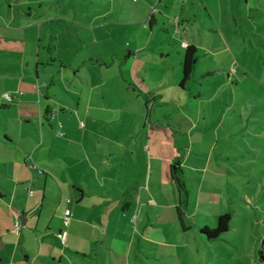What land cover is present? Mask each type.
<instances>
[{
    "label": "crops",
    "instance_id": "1",
    "mask_svg": "<svg viewBox=\"0 0 264 264\" xmlns=\"http://www.w3.org/2000/svg\"><path fill=\"white\" fill-rule=\"evenodd\" d=\"M100 1L94 12L110 21L72 25L94 31L115 24L114 0ZM189 1L139 0L134 12L140 17L118 25L139 31L147 23L152 33L159 24L166 30L169 17L180 31L193 8L187 9ZM197 1L208 9L209 0ZM5 3L0 5V264H127L131 255H140L137 240L151 241L144 232L148 225L179 222L181 191L174 175L183 174L187 159L181 160V148L192 144L200 127V117L187 109L192 104L187 84L181 87L182 77H167L162 56L139 57L146 48L140 50L137 37L119 63L122 77H90V64L74 77H48L54 64L40 35L45 24L63 18L46 19L43 2L28 0L21 3L27 20L19 26L18 4ZM154 3L161 21L152 15ZM187 46L198 50L186 40L180 43L181 70ZM70 61L66 64L74 66ZM59 68L58 76L65 67ZM66 209L71 214L64 227Z\"/></svg>",
    "mask_w": 264,
    "mask_h": 264
},
{
    "label": "rangeland",
    "instance_id": "2",
    "mask_svg": "<svg viewBox=\"0 0 264 264\" xmlns=\"http://www.w3.org/2000/svg\"><path fill=\"white\" fill-rule=\"evenodd\" d=\"M6 1L18 4L17 22L25 24L21 3L28 0ZM39 1L49 16L46 19L63 18L45 24L40 35L54 64L47 68L48 77H74L75 71L83 66V73L89 64L93 65L90 77H122L119 63L128 55L125 49L132 47L134 37L140 50L146 48L139 57L156 61L163 57L167 77H182L180 43L186 40L198 48L184 89L192 101L187 109L200 117V127L192 144L181 148V160L187 159L181 169L185 189L178 188L180 201L176 199L185 204L183 221L188 230L183 231L178 221L148 225L144 232L151 234L147 237L151 241L137 240L140 255H131L127 264H264V0L247 4L245 0H209L208 9L192 0L187 9L193 8L188 10V19L184 15L187 22L180 31L164 17L167 29L159 24L152 33L147 23L139 31L118 25L130 16H134L131 20L140 17L134 12L139 0H114L110 4L115 24L94 31L76 28L71 22L89 27L110 21L94 12L102 1ZM5 4L0 0L1 6ZM152 7L153 17L161 21L159 5ZM36 36L32 35L35 41ZM25 37L32 40L28 33ZM70 60L74 66L66 64ZM60 64L65 68L58 76ZM223 214L231 218L227 232L217 239L200 232L214 230Z\"/></svg>",
    "mask_w": 264,
    "mask_h": 264
},
{
    "label": "trees",
    "instance_id": "3",
    "mask_svg": "<svg viewBox=\"0 0 264 264\" xmlns=\"http://www.w3.org/2000/svg\"><path fill=\"white\" fill-rule=\"evenodd\" d=\"M196 51L192 46H187L185 53H184V60L182 63V79L180 82L181 87L186 85V82H188L190 78V74L192 72L193 66L196 62ZM179 174L174 175V180L176 182L177 188H181L184 190V185L181 178V172ZM185 204H179L177 207V214L179 218V224L183 231H187L188 227L184 225V219H183V210H185ZM230 216L228 214H224L218 217L217 224L214 230L209 231L208 229L204 228L200 230L201 233L207 235L209 239H217L219 236H221L223 233L227 232L230 227Z\"/></svg>",
    "mask_w": 264,
    "mask_h": 264
},
{
    "label": "built area",
    "instance_id": "4",
    "mask_svg": "<svg viewBox=\"0 0 264 264\" xmlns=\"http://www.w3.org/2000/svg\"><path fill=\"white\" fill-rule=\"evenodd\" d=\"M4 98L7 100V101H10L11 98L9 97V95L5 94L4 95ZM82 126V124H80ZM66 203L69 204L70 203V200L69 199H66ZM70 210L69 209H66L64 211V216H63V219H62V223H63V226L64 227H67L69 225V217H70ZM18 225H19V222L16 220L15 221V227L18 228Z\"/></svg>",
    "mask_w": 264,
    "mask_h": 264
}]
</instances>
